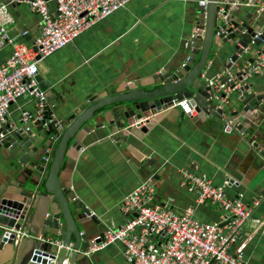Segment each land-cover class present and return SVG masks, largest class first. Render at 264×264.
<instances>
[{
  "label": "crops",
  "instance_id": "0c3cea01",
  "mask_svg": "<svg viewBox=\"0 0 264 264\" xmlns=\"http://www.w3.org/2000/svg\"><path fill=\"white\" fill-rule=\"evenodd\" d=\"M200 8L205 7L197 0H129L124 8L39 61L36 76L40 81H36L39 88L40 83L45 88L40 89L47 96V105L63 123L77 107L128 93L131 87L137 91L150 90L161 68L177 55L181 43L194 35L192 22ZM237 8L241 12L239 25L250 26L255 22V31L264 34V11ZM49 9L54 11L52 1ZM8 11L13 19L12 39L31 46L39 34L40 17L24 2H14ZM10 50L6 47L0 53V62ZM255 53L236 56L247 61ZM211 59L214 62L216 58ZM226 61L223 57L216 60V69L224 68ZM263 84L261 80L251 91L262 94ZM49 91L57 94L54 106L48 103ZM238 105L239 101L234 107ZM21 110L34 113L35 101L20 100L13 104L8 124L14 122ZM197 115L187 116L179 103H175L157 115L158 119L146 133L126 143L121 138L113 139L114 133L106 124L98 130L82 131L70 141L61 167V182L103 227L92 224V229L83 236L93 241L103 230L123 225L128 217L121 210L122 200L147 179L155 187L156 204L176 213L191 209L193 218L200 223L225 225L222 211L209 203L197 204L195 194L180 185L179 171L186 170L210 179L216 186H224L227 196L239 197L250 208L240 238L228 252L241 255L247 264H264V234L259 227L264 220V157L260 154L264 145L256 148L250 135L221 136L215 124L205 126ZM243 120V127L251 132L264 126V113L252 110ZM241 123L239 118L238 124ZM8 147L0 151V189L5 186L13 189L14 163ZM147 160L153 173L149 177L137 167ZM122 250L119 244L109 245L91 254V262L129 264Z\"/></svg>",
  "mask_w": 264,
  "mask_h": 264
},
{
  "label": "water",
  "instance_id": "95a60500",
  "mask_svg": "<svg viewBox=\"0 0 264 264\" xmlns=\"http://www.w3.org/2000/svg\"><path fill=\"white\" fill-rule=\"evenodd\" d=\"M0 2L9 7L14 5L10 0ZM206 2L205 8L196 10L192 22L194 35L181 43L177 55L161 68L150 90L137 91L131 87L128 93L77 107L61 123V129L57 128L59 119L49 105L40 119L31 117L24 123L19 114L13 123L3 127L8 135L0 142V151L9 146L14 166L13 189L7 186L0 189V264H46L48 259L53 264H92V255L86 252L93 242L82 234L89 232L92 224L96 227L102 224L67 189L60 176L67 147L82 131L98 130L106 124L114 133L113 139L121 138L126 143L146 133L158 114L185 100L201 122L205 126L215 124L221 136L250 135L256 148L264 145L263 125L251 132L243 127V119L252 110L264 113V92L251 91L255 84L264 81V75L244 78L240 68L252 59L242 61L236 56L243 52L251 55L258 50L264 53V48L260 49L262 43L254 39L256 23L239 25L241 12L230 8L226 0ZM212 56L216 58L214 62ZM221 57L227 61L224 68L216 69ZM226 70L233 73L231 87L239 84L233 96L209 85ZM36 80L40 81V77L36 76ZM56 95L48 93L51 106ZM237 101L239 105L234 107ZM260 154L264 157V151ZM150 163L147 160L137 165L146 177L153 174ZM152 204H156L154 199ZM55 241L60 242L59 249Z\"/></svg>",
  "mask_w": 264,
  "mask_h": 264
},
{
  "label": "built area",
  "instance_id": "2783aa9c",
  "mask_svg": "<svg viewBox=\"0 0 264 264\" xmlns=\"http://www.w3.org/2000/svg\"><path fill=\"white\" fill-rule=\"evenodd\" d=\"M24 2L31 12L40 17V30L31 46L16 42L10 35L13 19L8 6L0 4V53L10 47V52L0 62V142L8 135L3 131L7 125L10 108L22 100L35 101L34 114L21 110L20 120L24 123L31 117L40 119L46 103V95L37 84V66L40 60L72 43L82 33L108 16L124 8L129 0H13ZM50 1L54 11L49 9ZM230 8L248 7L256 13L264 11L261 0H226ZM206 0L200 1L206 7ZM254 39L264 48V34L255 32ZM252 61L242 64L243 77L264 75V53L258 50ZM232 63V62H231ZM233 65V63H232ZM229 70L218 75L210 83L212 88L229 95L239 84ZM181 111L193 117L186 101L179 103ZM33 114V115H32ZM54 119V117H53ZM58 129L61 122L56 119ZM180 185L195 194L196 203H209L222 211L219 223H200L192 216L191 209L182 213L152 204L155 187L150 179L142 181L121 203L127 215L126 222L108 229L97 236L86 254L96 253L109 245L119 244L124 259L129 264H247L241 255L228 252L241 234L242 226L249 216L250 208L239 197L226 195L224 186H216L204 176L180 170ZM264 234V220L259 223ZM94 241H97L94 243ZM58 249L59 241H55ZM46 264H53L48 259Z\"/></svg>",
  "mask_w": 264,
  "mask_h": 264
}]
</instances>
